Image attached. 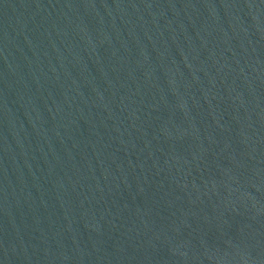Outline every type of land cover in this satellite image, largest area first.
I'll return each mask as SVG.
<instances>
[{
    "label": "water",
    "instance_id": "95a60500",
    "mask_svg": "<svg viewBox=\"0 0 264 264\" xmlns=\"http://www.w3.org/2000/svg\"><path fill=\"white\" fill-rule=\"evenodd\" d=\"M0 264H264V0H0Z\"/></svg>",
    "mask_w": 264,
    "mask_h": 264
}]
</instances>
